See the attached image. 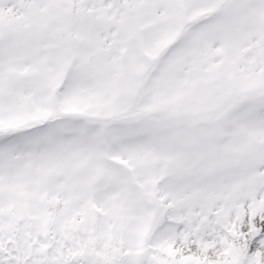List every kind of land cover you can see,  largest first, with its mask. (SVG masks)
<instances>
[{
	"label": "snow or ice",
	"instance_id": "6c2138e0",
	"mask_svg": "<svg viewBox=\"0 0 264 264\" xmlns=\"http://www.w3.org/2000/svg\"><path fill=\"white\" fill-rule=\"evenodd\" d=\"M0 264H264V0H0Z\"/></svg>",
	"mask_w": 264,
	"mask_h": 264
}]
</instances>
